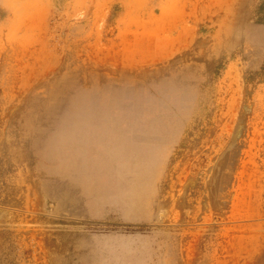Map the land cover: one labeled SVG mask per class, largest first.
Returning a JSON list of instances; mask_svg holds the SVG:
<instances>
[{"label":"rangeland","instance_id":"1","mask_svg":"<svg viewBox=\"0 0 264 264\" xmlns=\"http://www.w3.org/2000/svg\"><path fill=\"white\" fill-rule=\"evenodd\" d=\"M0 264H264V0H0Z\"/></svg>","mask_w":264,"mask_h":264}]
</instances>
